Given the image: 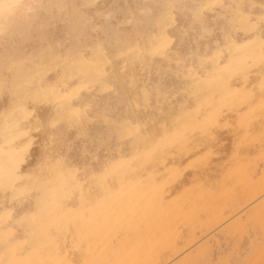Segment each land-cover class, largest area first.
<instances>
[{
    "label": "snow or ice",
    "instance_id": "obj_1",
    "mask_svg": "<svg viewBox=\"0 0 264 264\" xmlns=\"http://www.w3.org/2000/svg\"><path fill=\"white\" fill-rule=\"evenodd\" d=\"M193 35L199 52L177 47ZM95 124L106 132L81 159ZM223 130V169L256 137L264 150V0H0V264H151L122 242L121 214L168 199L170 154L213 168ZM229 231L226 258L205 248L188 264H264V203Z\"/></svg>",
    "mask_w": 264,
    "mask_h": 264
},
{
    "label": "rangeland",
    "instance_id": "obj_2",
    "mask_svg": "<svg viewBox=\"0 0 264 264\" xmlns=\"http://www.w3.org/2000/svg\"><path fill=\"white\" fill-rule=\"evenodd\" d=\"M102 1L106 4H112L113 2L112 0V2L110 0ZM122 1L119 0L117 1L118 3L113 2V4L121 5L123 4ZM189 37L191 40L193 39L191 44L193 43L192 45L196 47L198 43L195 38L197 37ZM185 42L183 45L182 42H179L178 47L181 45V48L184 50L188 51L190 49L191 51L193 46L190 44L189 47L191 48H189ZM170 97L169 101H176V94H172ZM105 98L102 102L108 100L107 97ZM123 110H125L124 112L127 111L126 108ZM117 113L121 114L120 111H117ZM95 125L98 126L100 124ZM70 134L73 135L72 139L78 136L77 134ZM83 139L75 146L74 151V155H77L81 159H83L87 151L84 147H89L92 144L90 137L88 139L89 144L87 143L89 146L85 144L87 138L85 140ZM219 141L218 147L226 149L229 152L232 147V138L226 130L221 132ZM259 154L260 156L257 159L243 162L245 167L242 170L251 169L257 177L260 174H264V150L261 147ZM226 160L222 157L216 160L213 166L215 169L211 168L207 172L209 173V177L206 174L194 173L191 161H183L180 170L184 177L180 182L179 189L176 193L168 194V199H165L166 203H171L177 196L181 197L182 208L177 212V218L174 219L172 215L166 216L167 210L138 209L131 218L123 217L120 220L119 226L123 232L121 240L126 237L133 239V245L141 248L142 258L147 260H150L156 255L162 256L165 252L163 245L175 242L180 251L167 264H188L197 253L205 248L209 250V259H212L213 256L215 259L226 258L237 245V241L230 234V225L238 221L252 209L258 208L261 203H264V186L259 183L258 179L255 183L249 182L242 175V170L236 172L234 176L225 179L226 173H232L235 164L233 162L229 169H223V164ZM196 176L201 177L203 181L207 182L206 188L202 189L199 183L195 186L193 185V179ZM209 182L213 183L212 188L208 185ZM207 188L210 190L207 191ZM257 189H262L263 191L250 204L244 205V200ZM186 204L189 207H185ZM193 206L195 210H193ZM240 206L242 207L238 211L239 213L231 214L232 209ZM217 214H223L225 219L215 231L206 232L204 225ZM167 218L171 219L167 220ZM193 240L194 242L191 245H187Z\"/></svg>",
    "mask_w": 264,
    "mask_h": 264
},
{
    "label": "bare ground",
    "instance_id": "obj_3",
    "mask_svg": "<svg viewBox=\"0 0 264 264\" xmlns=\"http://www.w3.org/2000/svg\"><path fill=\"white\" fill-rule=\"evenodd\" d=\"M105 1H107V0H105ZM112 1L114 3H118L117 1H119V0H112ZM80 2H82V3L83 2H96V0H80ZM99 2L100 3H104V1H102V0H99ZM113 2H112V4H113ZM137 2H142V3H160V2H167V0H123L122 1L123 4H121V3L120 4L121 5H128V4H135ZM246 2L259 5L260 0H246ZM193 38H194V35H193ZM187 40H188V42H187ZM189 40H190V43H189ZM195 40H197V38H195ZM185 41H186L185 43H187V45L189 47V45L191 44V41H193V39L191 40V38L189 37V39H186ZM179 42H181V40L177 39V41H176L177 47L179 45ZM183 43H182V45H183ZM180 48H181V45H180ZM189 48H191V47H189ZM193 48H194V50L196 52H199L201 50V46L199 44L196 47L193 46L191 49L193 50ZM205 48H206V45H205ZM188 51H190V49ZM117 70L119 71L120 69L118 68ZM142 72H143V69H141L139 67H133V66L130 65L128 70H127V76H126L127 86L131 88L132 85H133L134 78H138L139 75ZM173 94H176V93L174 92ZM169 98H171V97H168V100H169ZM95 99H96V95L95 94H92V95H87L86 94L83 103L87 106L89 103L95 101ZM103 99H106V98L104 97ZM107 99L108 100H105L104 102H102L103 101L102 100L101 102L105 103V104H110V105H113V106H118L119 100L117 99V97L115 95H113L111 97H107ZM173 101L171 100L169 102L170 103H176L177 102V101H175V102H173ZM123 111H125V110H123ZM116 114L120 115L119 113H116ZM257 127H259V124H257ZM104 129L105 128L102 125H98V126L92 125L90 130H89V137L91 138V137H97V136L104 135L105 132H106V130H104ZM70 133L79 135V133H77L74 129H72L70 131ZM70 135H72V134H70ZM72 137H73V135L71 136V138ZM89 137L86 139V143L84 142L86 145H87V143L89 144V142H88ZM83 140H85V139H83ZM82 143H83V141H82ZM219 143H220V141H219ZM219 143L216 146V148H217V153H216L217 156L218 157H222L224 159H229L232 156V147H231L230 151L228 152L226 149L219 148L218 147ZM87 146H89V145H87ZM84 148L87 150L88 147L85 146ZM259 153H260V143H259V138L256 137L254 139V141L252 142L251 148L248 149L247 151H245V153L243 154V156L241 158H238V159H236L234 161L235 162L234 169L232 170V173L231 172L226 173L225 179L228 178V177L234 176V174L236 172L241 171L245 167L243 162L248 161V160L257 159L260 156ZM187 155H188L187 152H183L182 153L180 151H177L174 154H170V157L172 159V163L168 165V169H170L171 172H170L169 176L165 180V183L168 186V188H167L168 194L176 193L178 191V189H179L180 182H181V180L184 177L182 171L180 170V166L183 163V161H188L186 159ZM163 163H164V161H161V164H163ZM168 169H166V170H168ZM192 170H193V168H192ZM193 172L196 173L194 170H193ZM201 174H204V175L206 174V176L209 177V173H207V172H201ZM208 185L211 188L213 187V183H211V182H209ZM202 189H204V188H202ZM208 190H210V189L207 188V191ZM262 191H263L262 189H257L255 192H252L251 195L248 198H246V200H244L243 204L244 205L250 204L256 198V196H258ZM241 207L242 206L232 209L231 214H233V215L236 214L238 211L241 210ZM181 208H182V199H181L180 196H177L173 200V202H171V203H166L165 199H161V200H158V201H155V202H151V203H144V204L139 206V209L167 210V215L166 216H171L172 215L174 217V219L177 218V214H178L177 212ZM123 217L124 216L121 214V219ZM127 217L131 218L132 215L131 216H127ZM169 219H171V218H167V220H169ZM224 219H225V217L223 216V214H217L206 225H204V230L206 232H212L213 230L215 231L216 228L220 225V223ZM128 241L133 242L134 240L131 239V238H127V237L122 239V242H128ZM193 242H194V240L189 242L187 245H191ZM163 247H164V250H165L164 254L162 256H157L156 255V256L152 257L149 260V261H151V264H167L169 262V260L180 251V249H178V247L176 246L175 242L167 243V244L163 245Z\"/></svg>",
    "mask_w": 264,
    "mask_h": 264
}]
</instances>
